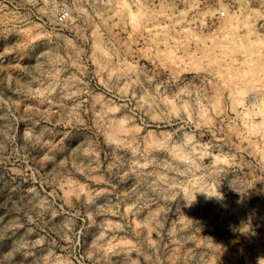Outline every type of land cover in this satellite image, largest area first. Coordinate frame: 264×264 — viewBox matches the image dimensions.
I'll return each instance as SVG.
<instances>
[{
    "label": "rangeland",
    "instance_id": "obj_1",
    "mask_svg": "<svg viewBox=\"0 0 264 264\" xmlns=\"http://www.w3.org/2000/svg\"><path fill=\"white\" fill-rule=\"evenodd\" d=\"M123 1L0 0V264H264V0Z\"/></svg>",
    "mask_w": 264,
    "mask_h": 264
},
{
    "label": "bare ground",
    "instance_id": "obj_2",
    "mask_svg": "<svg viewBox=\"0 0 264 264\" xmlns=\"http://www.w3.org/2000/svg\"><path fill=\"white\" fill-rule=\"evenodd\" d=\"M114 1H115V0H114ZM116 2H118V1H116ZM123 2H124V1L122 0V3H123ZM113 3H114V2H113ZM119 4H120V3H119ZM125 5H127V4L124 2V7H125ZM120 7L122 8L123 6L120 5ZM128 8H129V6H128ZM125 9H126V8H125ZM127 10H128V9H127ZM129 11H130V10H128V13L125 12V13L127 14V16H128V17H127L128 19H126V20H128L127 23L129 22V23L133 26V25H135V24L138 22V19H139L140 17L138 18V17H137L138 14H137V15H136V14H132V13L129 12ZM132 11H133V10H132ZM78 12H79V11H78ZM80 12H81V11H80ZM118 12H119V11H118ZM123 12H124V11H123ZM133 12H134V11H133ZM114 13H115V12H114ZM135 13H136V12H135ZM69 16H70V15H69ZM125 16H126V15H125ZM48 17H49V16H48ZM70 18L72 19V17H70ZM137 18H138V19H137ZM123 19H124V17H123ZM137 24H138V23H137ZM164 26H165V25H164ZM97 32H98V31H97ZM156 32H157V31H156ZM91 33H92V32H91ZM94 33H96L95 30H94ZM94 33H92V34H94ZM96 34H97V33H96ZM98 34H99V33H98ZM98 34H97V35H98ZM94 36H95V35H94ZM94 36H93V37H94ZM99 36H101V35L99 34L98 37H99ZM101 37H102V36H101ZM95 39H96V38H95ZM99 39H101V38H99ZM101 41H102V39H101ZM102 43H103V42H102ZM103 45H105V44H103ZM92 47H93V45H92ZM94 47H95V50L97 51L98 54L100 53L101 55H102V54L104 55V54L107 53V52H106V49H105V46L103 47L102 44H100V42H98V41H95V43H94ZM106 57H108V56H106ZM106 57H105V58H106ZM103 58H104V57H103ZM239 92H241V91H239ZM252 92H253V91H252ZM253 93H254V92H253ZM253 93H251V94H253ZM251 94H250V95H251ZM253 95H254V94H253ZM255 95H258V94H255ZM255 95H254V96H255ZM251 97H252V96H251ZM259 97H260V96H259ZM255 98H256V96H255ZM248 99H249V98H248ZM252 99L255 101L254 97H253ZM252 99H251V100H252ZM253 100H252V101H253ZM238 101H240V100H238ZM259 101H260V100H259ZM257 102H258V101H257ZM252 103H253V102H252ZM255 103H256V102H255ZM258 103H260V102H258ZM258 103H257V104H258ZM253 104H254V103H253ZM255 105H256V104H255ZM256 108H257V107H256ZM257 109H259V108H257ZM260 111H262V114H263V112H264V100L260 103ZM259 113H260V112H259ZM260 114H261V113H260ZM262 114H261V115H262ZM262 116H263V115H262ZM263 117H264V116H263ZM242 118H243V117H242ZM261 120H264V119H261ZM262 122H264V121H262ZM262 122H260L259 124H261ZM255 123H256V122H255ZM244 124H245V123H244ZM245 125H246V124H245ZM252 125H254V124H252ZM255 125H256V124H255ZM255 125H254V126H255ZM247 126H248V125H247ZM249 126H251V125L249 124ZM249 126H248V127H249ZM254 126H252V127H254ZM262 126H264V125H262ZM262 126H261V127H262ZM261 127L259 126V128H261ZM249 128H250V127H249ZM247 129H248V128H247ZM250 129H251V128H250ZM263 129H264V128H263ZM253 130H254V129H253ZM258 130H259V129H258ZM261 131H263V130H261ZM263 132H264V131H263ZM263 134H264V133H263ZM234 214H235V213H234ZM236 216H237V215H236Z\"/></svg>",
    "mask_w": 264,
    "mask_h": 264
},
{
    "label": "built area",
    "instance_id": "obj_3",
    "mask_svg": "<svg viewBox=\"0 0 264 264\" xmlns=\"http://www.w3.org/2000/svg\"><path fill=\"white\" fill-rule=\"evenodd\" d=\"M57 18L61 22L66 21L69 18V12L67 10H61L58 13V17Z\"/></svg>",
    "mask_w": 264,
    "mask_h": 264
},
{
    "label": "clouds",
    "instance_id": "obj_4",
    "mask_svg": "<svg viewBox=\"0 0 264 264\" xmlns=\"http://www.w3.org/2000/svg\"><path fill=\"white\" fill-rule=\"evenodd\" d=\"M204 193V192H202ZM207 197L211 198V197H216L217 199H223V196L220 192H215V193H204ZM195 200V199H194ZM259 264V261H258Z\"/></svg>",
    "mask_w": 264,
    "mask_h": 264
}]
</instances>
